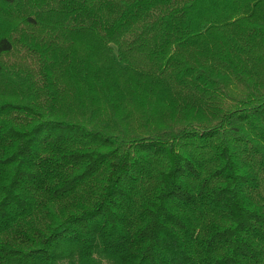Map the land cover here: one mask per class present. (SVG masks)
Segmentation results:
<instances>
[{
  "label": "trees",
  "instance_id": "16d2710c",
  "mask_svg": "<svg viewBox=\"0 0 264 264\" xmlns=\"http://www.w3.org/2000/svg\"><path fill=\"white\" fill-rule=\"evenodd\" d=\"M0 264H264V0H0Z\"/></svg>",
  "mask_w": 264,
  "mask_h": 264
}]
</instances>
